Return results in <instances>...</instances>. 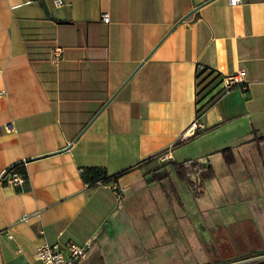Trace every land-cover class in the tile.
Returning <instances> with one entry per match:
<instances>
[{
    "label": "crops",
    "instance_id": "1",
    "mask_svg": "<svg viewBox=\"0 0 264 264\" xmlns=\"http://www.w3.org/2000/svg\"><path fill=\"white\" fill-rule=\"evenodd\" d=\"M63 1L0 0V172L28 174L21 189L0 183V264L86 241L77 264H154L147 251L177 241L154 243L186 207L173 163L188 160L237 198L236 217L202 222L231 231L207 233L209 255L264 253V0ZM243 70L248 88L227 89ZM92 167L128 170L88 185Z\"/></svg>",
    "mask_w": 264,
    "mask_h": 264
},
{
    "label": "rangeland",
    "instance_id": "2",
    "mask_svg": "<svg viewBox=\"0 0 264 264\" xmlns=\"http://www.w3.org/2000/svg\"><path fill=\"white\" fill-rule=\"evenodd\" d=\"M176 183L186 207L184 209L178 207L175 213L172 212L170 217L166 218L167 227L157 231L154 243L169 241L170 234L172 239L175 236L177 241L171 247L149 249L147 254L152 258L154 264H213L222 257L216 259L207 252L214 248L212 243L217 242L216 240L210 241L207 239V233L230 235L231 231L225 229L205 231L204 227L207 225L203 226L202 222L208 224V221L213 218L236 217L237 215L234 212L236 210L231 211L229 209H232V205L237 198L235 199L232 193H226L223 190L222 186L226 183L220 181L218 176L211 180H203V185L197 186L192 191L185 182L177 180ZM228 241L227 239L224 242ZM220 244H223V242Z\"/></svg>",
    "mask_w": 264,
    "mask_h": 264
},
{
    "label": "built area",
    "instance_id": "3",
    "mask_svg": "<svg viewBox=\"0 0 264 264\" xmlns=\"http://www.w3.org/2000/svg\"><path fill=\"white\" fill-rule=\"evenodd\" d=\"M246 0H229L232 5L244 2ZM57 6L64 4L63 0H55ZM102 20L105 23L110 21L108 13H103ZM58 52V50H56ZM246 71H240L238 73L226 75L223 79L225 87L231 89L237 85H241L244 89L248 88V83L245 80ZM199 126L198 122H194L190 127V131H194ZM84 173V170H81ZM28 175L23 172L14 171L13 173H7V171L0 172V183L8 184L16 189H21L23 184L27 181ZM104 183V182H98ZM118 198H121L126 191L125 188H118L113 186ZM33 215L25 214L22 220L28 221ZM91 241L85 243L68 242L61 243H43L37 247L36 257L42 264H77L80 260L84 259L89 252Z\"/></svg>",
    "mask_w": 264,
    "mask_h": 264
},
{
    "label": "trees",
    "instance_id": "4",
    "mask_svg": "<svg viewBox=\"0 0 264 264\" xmlns=\"http://www.w3.org/2000/svg\"><path fill=\"white\" fill-rule=\"evenodd\" d=\"M180 143L181 141L179 142V144ZM223 154L229 164H232L235 161V157L233 156V152L231 149H225L223 151ZM173 168L176 171L178 177L182 181L187 183V185H189V187L191 188H194L195 186L193 176L196 175L199 178H201V180H210L215 176V171L212 169V167L201 166L198 162L192 161V160H188L183 163H173ZM127 170L117 175H109L107 170L104 168L92 167V168L85 169L82 175H83L84 181L88 185H95L100 181L108 182L112 178H118L119 176L127 172ZM6 171L9 174L13 173L14 171L23 172L27 174L26 168L24 167L23 163H17ZM168 177H169V172L167 170H163L155 174L154 180L163 181L164 179Z\"/></svg>",
    "mask_w": 264,
    "mask_h": 264
},
{
    "label": "water",
    "instance_id": "5",
    "mask_svg": "<svg viewBox=\"0 0 264 264\" xmlns=\"http://www.w3.org/2000/svg\"><path fill=\"white\" fill-rule=\"evenodd\" d=\"M209 1H211V0H208L207 2H209ZM189 14H187L186 16H188ZM185 17H183L181 20H183ZM180 21H178V23ZM114 96L106 104H108L114 98ZM256 262L264 263V253H261L258 255H251V256L242 257V258L236 259L234 261H230V262H226V263H222V264H251V263H256Z\"/></svg>",
    "mask_w": 264,
    "mask_h": 264
},
{
    "label": "flooded vegetation",
    "instance_id": "6",
    "mask_svg": "<svg viewBox=\"0 0 264 264\" xmlns=\"http://www.w3.org/2000/svg\"><path fill=\"white\" fill-rule=\"evenodd\" d=\"M234 260H236V259H234ZM234 260H231V261H234ZM226 262H230V261H226V259H220L213 264H217V263L222 264V263H226Z\"/></svg>",
    "mask_w": 264,
    "mask_h": 264
}]
</instances>
